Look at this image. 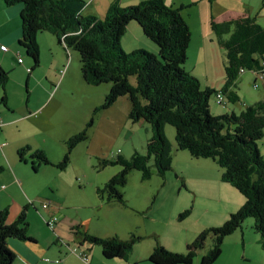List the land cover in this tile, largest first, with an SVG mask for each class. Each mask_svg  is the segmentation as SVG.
I'll return each mask as SVG.
<instances>
[{"label":"trees","instance_id":"1","mask_svg":"<svg viewBox=\"0 0 264 264\" xmlns=\"http://www.w3.org/2000/svg\"><path fill=\"white\" fill-rule=\"evenodd\" d=\"M6 4L22 7L18 44L32 62L30 67H26L31 69L27 70V83L41 64L38 38L44 32L50 33L66 52L73 49L80 53L82 75L87 84H112L104 103L94 113L108 109L120 97L128 96L131 103L129 120L133 124L146 122L152 126L147 155L135 152L130 159L121 155L111 160L99 159L100 169L122 167L103 187L97 188L101 200L109 204H125L120 189L127 185L133 170L141 172L143 180H150L153 176L152 159L157 174L165 178L173 167L172 144L165 132L167 125L176 128L179 149L188 150L196 159H212L225 169L222 180L244 196L245 204L239 211L231 214L222 226L205 229L187 244L185 253L170 251L157 243L149 262L193 264L198 252L208 239H212V248L199 264H214L222 255L225 238L240 229L247 218H254L253 229L261 235L264 248V157L259 149V142L264 138V99L248 106L239 115L232 112L215 116L210 110V101L215 94L228 95L233 103L240 100L233 88L244 72L264 75V26L256 17L224 22L212 18V31L218 45L226 51L227 58L226 82L222 90L217 91L203 88L200 80L184 68L192 39L191 29L181 9L166 5L164 0H147L128 7L115 2L104 19L83 16L82 11L87 4L84 0H6ZM132 22L138 23L145 36L157 44L158 53L144 49L125 52L122 39ZM20 58L23 63L19 62ZM19 59L20 65H26L24 57L19 56ZM10 75L0 65L1 102L5 107ZM132 77H136L135 85L131 82ZM93 123L87 124L84 130L67 141L70 151L90 139L89 130ZM31 150L30 147L19 150L20 159L25 161L24 156ZM31 158L35 162L34 169L54 164L39 148L33 150ZM69 162L67 154L55 166L66 170ZM30 206H25L12 224L10 209L0 210V264L16 263V254L10 249L9 240L33 241L29 236ZM190 214L191 210H186L181 218ZM74 232L84 244L101 246L103 256L108 260H128L136 242L135 238H99L82 226L75 227ZM81 256L87 259L86 255Z\"/></svg>","mask_w":264,"mask_h":264},{"label":"rangeland","instance_id":"2","mask_svg":"<svg viewBox=\"0 0 264 264\" xmlns=\"http://www.w3.org/2000/svg\"><path fill=\"white\" fill-rule=\"evenodd\" d=\"M261 23L264 24V19H261ZM135 25L141 27L138 23ZM128 33L130 36L131 30ZM1 35L3 34L0 31ZM41 35L53 37L51 39L56 41L50 33L44 32ZM142 37L148 41L147 47L137 50L157 52V44L146 37L143 30ZM214 41L217 43V40ZM209 45L214 48H202L201 36L196 35L190 43L184 68L200 80L203 88L210 85L219 91L226 82V51L221 48L222 52L218 53V43ZM41 52V64L35 71V74H39V81L37 79L35 82L33 75L30 84L27 83L28 72L22 65L10 72L9 87L14 83V78L19 80L11 91L12 101L24 110L28 107L27 101L31 95V105L36 107L38 101L39 104L43 102L42 97L46 93L42 87L44 76L49 72L58 77L56 81H45L52 96L44 108L50 101L51 103L40 119L50 135H38L36 142H39L56 164L64 160L67 154L70 162L66 170H60L53 164L41 166L36 173L33 170L35 162L27 154V169L33 175L25 179L28 200L36 202V196L44 198L45 194L59 188L69 205L73 206V214L86 222L85 228L91 235L99 238L116 236L121 240L136 239L129 256L130 261L146 255V252L148 254L152 249L149 246L154 245V250L157 243L170 251L185 253L187 244L193 242L200 233L210 227L222 226L231 214L239 211L245 204L244 196L222 180L225 169L212 159H196L188 150L178 148L176 128L170 125L166 126L165 132L172 144L173 167L165 178L157 174L152 159L150 166L153 176L150 180H143L142 173L136 170L129 174L127 185L120 189L124 194L125 204H109L101 200L97 195V188L103 187L122 167L118 165L100 169L99 159L111 160L118 155L130 159L135 152L147 155V143L153 134L152 126L146 122L133 124L129 120L131 103L128 96L120 97L110 108L94 113L104 103L112 84H87L82 75L81 55L78 51L70 49L68 53L63 49V65L51 70V54L48 48L42 47ZM125 52L133 51L126 49ZM63 77L65 80L62 83L60 78ZM257 77L253 71L240 75L233 88L240 97L235 103L230 101L228 95H224L226 105H219L215 94L210 101L212 115L220 116L233 111L239 115L248 106L262 101L264 83L260 81L258 87H255ZM131 82L135 85L136 77H132ZM7 94L9 96L8 87ZM91 122L94 123L89 130L90 139L70 151L67 141ZM22 132L28 133V130L23 128ZM263 143L264 138L259 146L262 147ZM33 206L40 208V200ZM33 206L28 222L33 221V213L42 221L41 213ZM186 210H191V214L181 218ZM254 222V218H247L240 229L225 238L222 255L214 264H264L262 237L253 229ZM12 223L14 221L10 224ZM212 246L213 240L208 239L193 264H199ZM96 247L101 249V246ZM148 247L149 251H146ZM145 263L152 264L148 259Z\"/></svg>","mask_w":264,"mask_h":264},{"label":"crops","instance_id":"3","mask_svg":"<svg viewBox=\"0 0 264 264\" xmlns=\"http://www.w3.org/2000/svg\"><path fill=\"white\" fill-rule=\"evenodd\" d=\"M84 1L87 4L82 11L83 16L104 18L110 6L115 2H119L122 7H128L138 5L147 0ZM263 1L264 0H164L166 5L181 9V13L186 18L191 29V43L194 41V38H196V35H199L202 40V48H205V50L208 49V46L214 48L213 45L209 44H217L214 41L216 40V36L211 27L212 18H215L217 22H224L241 17H256L258 22L261 23V19H264V14H262L264 8L262 6ZM21 9V6L10 7L7 6L6 0H0V31L3 34L0 36V65L8 72L21 67L18 62L19 56H25L26 58L24 50H22L18 44L21 36V21L19 18ZM135 24V22H132L129 25L128 31L131 30V35L129 36L127 31L126 36L122 39V46L128 51L146 48L148 44V41L142 37L141 27ZM262 25L264 26V24ZM51 38L53 37L41 35L38 39L41 48L47 47L51 54L50 70L57 66L60 67L64 63L63 49L59 46L57 41ZM3 45L8 47V52L2 51L1 46ZM219 52H222L220 46L218 53ZM154 53H158V48L157 52ZM29 62L30 61L26 59V65L22 66L30 67L31 63ZM33 75V80L37 82L39 74H35L34 72ZM32 76L29 78V84ZM64 77L60 78V82H64ZM25 78L26 75L22 82H24ZM51 79L52 81H56L58 77L48 72L44 76V81L42 82L43 90L46 92L44 93V97H42L43 102L39 104L38 101L36 107L31 105V95H29L27 101L28 107L26 109L21 110L19 106L14 104L11 91L13 90V86L19 83V80H15V78L11 87L8 86L9 96L7 107L2 105V93L0 92V120L3 123L0 129V210L6 208L10 209L11 222L17 219L25 206H33L39 200L41 204L40 208L33 207L38 213H41L42 221H40L37 215L35 217L34 213L31 215L33 221H29V236L33 238V241L11 239L8 242L10 249L16 254L15 264H146L145 262L153 253L154 245L149 246L152 248L151 252H148V254L146 252V255L139 256L132 261L129 259H113L109 261L104 258L102 248L99 249L96 246L84 244L82 239L75 234L74 228L79 226L85 228L84 224L86 222L73 214V206L69 205L67 198L61 194L59 188H56L52 193L45 194L44 198L36 196V202L28 200L29 194L25 190V179H29L33 175L30 173L29 169H27L29 161L26 155L28 154V156H31L33 150L38 148L42 149L39 142H36L38 135H50L46 125L42 123L40 118L51 103L50 101L47 107L44 108L48 99L52 96L49 92L48 84H46L45 81L51 82ZM211 87L209 85L206 88L215 90V86ZM53 100L54 99H52V101ZM23 128H26L28 133H23ZM27 147H30L32 150L24 156V161L20 159L18 152ZM262 147L259 146V149L264 157V143ZM48 157H50L49 159L52 163H57L52 160L51 156ZM41 166H37L36 169H33L34 172H39ZM3 186H5V189H2ZM45 203L49 204V208H44ZM30 209L28 216L30 214ZM41 209L43 210L41 211ZM52 216H57L59 221L56 227L50 230L46 221L50 220ZM34 224L36 225L35 227ZM149 247L146 251H149ZM82 254L86 255V260L82 258Z\"/></svg>","mask_w":264,"mask_h":264},{"label":"built area","instance_id":"4","mask_svg":"<svg viewBox=\"0 0 264 264\" xmlns=\"http://www.w3.org/2000/svg\"><path fill=\"white\" fill-rule=\"evenodd\" d=\"M1 49H2L3 51H5V52L8 51V48H7L6 46H1ZM19 62H20V63H23V59L20 58V59H19ZM263 64H264V63H263ZM27 70L30 71L31 69L28 68ZM257 75H258V77H257V82L255 83V87H258L260 81H264V80H263V75H262V74H257ZM216 99H217V103H218V104H224V102H225L222 93H218V94L216 95ZM2 126H3V123H2V121L0 120V128H1ZM2 189H5V186H3ZM44 207L47 208L48 205L46 204V205H44ZM56 221H57V218H53V219L49 222V226H50L52 229L54 228Z\"/></svg>","mask_w":264,"mask_h":264},{"label":"bare ground","instance_id":"5","mask_svg":"<svg viewBox=\"0 0 264 264\" xmlns=\"http://www.w3.org/2000/svg\"><path fill=\"white\" fill-rule=\"evenodd\" d=\"M264 76V75H263ZM1 129V128H0ZM47 204V203H46ZM46 204H44V205H46ZM48 205V207H49V204H47ZM47 207V208H48ZM45 208V207H44ZM53 218H57V217H52L49 221H48V225H49V222L53 219ZM57 222H58V219H57V221H56V223H55V226H54V228L56 227V224H57Z\"/></svg>","mask_w":264,"mask_h":264}]
</instances>
